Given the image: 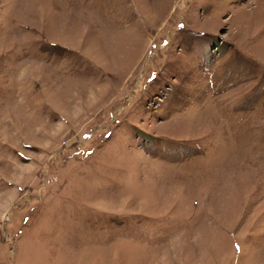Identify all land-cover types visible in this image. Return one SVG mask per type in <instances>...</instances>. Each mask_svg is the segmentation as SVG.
<instances>
[{"label": "rangeland", "instance_id": "rangeland-1", "mask_svg": "<svg viewBox=\"0 0 264 264\" xmlns=\"http://www.w3.org/2000/svg\"><path fill=\"white\" fill-rule=\"evenodd\" d=\"M0 264H264V0H0Z\"/></svg>", "mask_w": 264, "mask_h": 264}]
</instances>
